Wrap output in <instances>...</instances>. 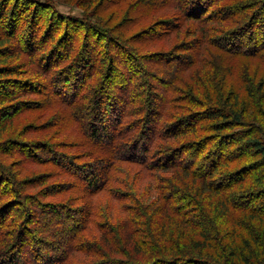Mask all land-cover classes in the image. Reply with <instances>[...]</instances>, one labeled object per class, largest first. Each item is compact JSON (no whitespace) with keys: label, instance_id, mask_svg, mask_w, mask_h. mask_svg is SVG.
Here are the masks:
<instances>
[{"label":"trees","instance_id":"trees-1","mask_svg":"<svg viewBox=\"0 0 264 264\" xmlns=\"http://www.w3.org/2000/svg\"><path fill=\"white\" fill-rule=\"evenodd\" d=\"M65 1L0 0V59L3 63L11 62L8 67L0 68V94L6 95L0 97V107L9 105L10 101H20L24 96L22 89H27L30 95L53 98L57 104L49 111L58 113L44 114L50 121L58 117L64 120L69 108L76 112L79 105L94 104L91 131L79 123L80 119L87 121L83 111L73 116L85 129L88 140L104 151L97 164L105 166L106 170H95V166L87 162V169H83L87 174L77 176L75 181L81 191H92V197L103 191L113 204L106 206L109 214L105 217V209L96 208L93 200L89 201V208H81L79 212L74 205L71 208L76 211L70 210L67 201L44 203L38 192L34 194L26 189L24 179H17L19 174H25L18 171L14 180L16 188L7 192V197L16 198L17 202L0 203V261L3 260L0 264H19L22 260L15 252H22L28 241L32 246L36 244L32 251L35 264L38 260H43V264H264V0H165L169 3L166 7L175 8L182 17L156 20L142 37L131 35L129 40L127 33L137 23L161 14L156 5L160 0H137L139 3L132 8L138 16L116 0H78L77 5L85 9L81 18L59 11V4H67ZM144 2L155 3V6ZM113 8L111 17H107L105 13ZM183 15L191 20L183 21ZM174 21H180V28L191 21L212 23L218 33L205 40L206 27L194 25L191 32L196 34L195 39L181 47H188V55L177 57L173 52H181V48L170 38L177 30L173 28ZM71 32L73 36H69ZM203 39L207 43L216 42L218 50H223L218 53L219 62H216V83L208 88L201 83L200 73H196L190 85L192 91L188 89L187 95H183V103L191 102L195 109L185 112L175 104L167 83L177 82L180 73L192 70L193 65L200 62L199 42ZM220 40L231 46L220 45ZM159 43H166L173 52L163 55L154 51L149 57H142L140 51L155 48ZM7 50L9 53L5 54ZM111 50L121 54L128 75L123 74L121 62L118 64L120 58ZM241 54L257 60L259 66L241 61L250 65L243 71L253 69L252 80L240 69L242 80L235 83L229 81L228 75L237 66L235 61ZM140 60L148 64L151 61L153 72L141 66L142 72L164 87L150 93L152 87L143 79L147 88H151L136 90L135 100L131 91L136 88L132 83L139 75ZM169 62L177 66L167 68L165 63ZM211 63L201 69V75L208 79L212 77ZM104 69L108 72H103ZM256 79H259L257 89L253 82ZM64 80L68 83H63ZM46 81L54 86L52 95L45 90L46 86L40 89ZM66 86L73 90L71 99L68 92L62 93ZM14 87L17 93L10 94ZM117 90L119 94L115 93ZM84 91L87 96L79 95ZM145 91L150 99L157 98L159 102L148 100L146 103ZM219 97L228 102L225 107L219 105ZM4 99L6 103H2ZM22 104L20 101L17 105ZM131 105L139 106L134 115L142 118L141 126L138 119L139 123L136 121L125 128L124 119L131 115L127 111ZM14 108L12 105L2 109ZM30 129L32 132L38 126ZM76 130L66 143L76 144L72 143L78 136ZM66 135L55 134L57 139L67 138ZM3 139L5 143L16 139V146L23 148L25 156L27 143L32 144L12 137ZM180 145L183 147L178 150ZM154 148H158L156 153ZM8 149L0 151L2 156ZM38 150L40 148L35 154ZM43 150L48 155L53 154L51 148ZM185 153L186 159H183ZM233 159L240 165L226 172ZM245 159L248 162L245 163ZM27 160L41 164L30 156ZM65 162L70 169H61L57 163L50 162L60 170L51 178L68 181V176L61 175L74 174L73 164L70 159ZM5 168L0 160V184L5 182ZM49 176L53 175L44 174L41 178ZM84 180L87 187L79 183H85ZM247 194L251 198L249 202L236 201ZM71 204H76V199ZM93 207L96 212L90 210ZM17 208L23 212L29 210L25 213L27 218L21 219L22 223H18L23 216H17ZM211 210L219 221L218 228L212 225ZM31 212L42 214V222L35 229ZM70 212L78 213V222ZM61 219L65 223L60 222ZM51 222L56 226L48 233V239L44 235L35 237L39 229L50 228ZM55 227L60 230L56 231ZM96 228L101 233H95L91 241L86 231ZM43 246H53L60 251L49 253Z\"/></svg>","mask_w":264,"mask_h":264},{"label":"rangeland","instance_id":"rangeland-1","mask_svg":"<svg viewBox=\"0 0 264 264\" xmlns=\"http://www.w3.org/2000/svg\"><path fill=\"white\" fill-rule=\"evenodd\" d=\"M77 1L78 0H67V1H65V2H67V4L66 3L59 4L58 9L62 13L71 14V15H74L75 17L81 18L82 15L85 14V9L78 6ZM111 1L115 2V0H111ZM116 1L120 2L119 5L123 6L129 12L133 11L135 9L134 7L137 6L136 4L139 3V1L137 2V0H129V1L128 0H116ZM144 3L149 4L151 7L155 6V3L154 4H151L150 2H144ZM133 4H134V7L132 8ZM156 5L159 6L158 10L161 11V14L157 15L156 17H151L148 20H144L141 23H137L136 27L131 28V31H129L127 33L128 36L126 38L128 40H129V36H131V35H135L136 37H142V35H143L142 33L145 32V30H147L148 28H150L152 26V23H154L156 20L161 21V19H164V17H167L170 20H172L173 19L172 16H176V15H180L179 17H182L181 14H179L178 10H176L175 8L171 9V8L166 7L169 5V3H167V1H165V0H160V1L156 2ZM112 6H110V7H112ZM139 8L140 9L143 8L142 5L139 6ZM114 9L115 8H113L110 12L105 10V11H107L105 13L106 16L109 17L110 13L114 12ZM122 15L125 16L126 13L124 14L122 12ZM134 15L138 16L136 10H134ZM170 16H171V18H170ZM184 17L185 16L183 15V21H190L191 20V19L187 20L188 18H186V17L184 18ZM163 21H164V23H167V22H165V20H163ZM118 22H119V19H118ZM197 24L200 25V28L206 27L207 36L205 37V40H208L210 38H214L215 35L218 33L217 26H213L212 23L205 25L206 22L205 23H197V22L191 21V23H189V22L187 23V26L180 28V21H174L173 22V25H174L173 28L177 29V30L173 29L174 33L170 36V38H172L173 42H177L179 44L178 47H180V48L183 47L182 45L184 43L185 44L187 42L191 43V41L194 40L195 39L194 37L196 36V34L195 35L192 34L193 32H191L192 31L191 29H193L194 25H197ZM102 25L108 26L106 23H102ZM178 27H179V29H178ZM82 29L84 31V28H82ZM160 29L162 30V28H160ZM69 36H73V33L72 32H71V34L69 33ZM226 42L227 41L220 40V45L221 44L224 45ZM227 44L229 46H231L229 42ZM227 44H225V45H227ZM199 45L200 46H199L198 59L200 60V62L193 65L192 70L189 68L188 71H183L182 73H180L177 82H174V83L168 82L167 83V87L170 89V92L172 94L171 97L174 99L175 104L178 105V107H180L181 109H184L185 112L191 111V109L192 110L195 109V107L193 106V104L191 102L183 103V101L185 99V98H183V95L186 96L187 90L192 88L191 87L192 83H193L192 81H194V79L196 77V73H200V80H202L201 83L204 84V86H206L208 88L209 87L212 88V86L216 83V75H214V74L217 73V70H218V65H216V62H219V60L217 59L218 53L223 52V50H221L220 48L218 50L216 42H210L209 41L207 43L203 39V41L199 42ZM219 47H221V46H219ZM187 48L188 47L181 48V52H176V50H174V52H175L174 53L173 51H171L169 49V46H167V44L165 43V44H160L159 46L152 48V49H143L144 51L142 50V51H140L141 53L140 52L139 53L142 55V57H149L150 54L155 53V52H157L159 54L164 53L163 55H169V53L173 52V54L177 57H179V56L185 57L186 55H188L187 52H189V50H187ZM242 48H244V47H242ZM242 48L239 47V49H242ZM111 51H112V54L117 59L120 58L118 64L121 62L122 65L120 66V69H121V71H123V74L128 75L129 73L125 69L127 66H125L124 63L121 61V57H120L121 54L116 53L115 50L114 51L111 50ZM8 53H9V51L7 50L5 52V54H8ZM171 56H173V55H171ZM187 61H188V58H187ZM211 61H212V63H211ZM241 61L242 62L245 61L249 64L259 66V64L256 62L257 60H254V58L248 57L246 54H241L239 56V60L235 61L237 66L233 69V72L228 75L229 81H233L235 83H238L239 80L240 81L242 80L241 74H242L243 69L247 66H250V65L242 63ZM159 62H161V60H159L158 63ZM10 63L11 62L3 63L0 59V68L8 67L7 65H9ZM185 63H187V62H185ZM207 63H211V65L209 66V71H210V74L212 75V77H209V79L207 76L205 78V77H203V75H201V69H203L204 65ZM138 64H139L140 69L138 67H135V68L136 69L138 68L137 71H138L139 75H137L133 79V83H132V84H134V86H136V88L133 91H131V89H130L132 96H133V94L136 95L138 90L141 91V89L147 88V85L144 83V81H142L143 79L145 81L148 80L146 83H149L151 85L152 88L148 87V88H151L149 90L150 93L157 92L156 89H161L162 87H164L157 80H152L151 77L145 76V74L142 72L141 66L145 67L147 70H150L151 72H153L152 68L154 66L151 63V61L149 63L150 65L148 64V62H144V60H140V62H138ZM107 65H108V63H107ZM165 66L167 68H169V67H176L177 65L175 62H169L167 64L165 63ZM107 69H104L103 72L104 71L106 72ZM240 69H242L241 72L238 71ZM252 71H253V69L250 70L248 68V70H244L243 72H244V75L246 77H248L252 80V77H251ZM220 73H222V72H220ZM219 78L220 77H218V81H217L218 86L221 84ZM258 81H259V79H256V81L255 80L253 81L255 89L258 88L257 87ZM65 82H66V84L68 83V81L64 80L63 83H65ZM43 86H46L45 90L49 91L50 94L52 95L51 91H52V88L54 86L51 85V83H49L48 81L43 82V84L40 85V89H42ZM240 86H242V84H240ZM157 87H160V88H157ZM65 88L66 89H64V90L62 89V93L68 92V95H67L68 99H71L72 98L71 94L73 93V90L67 89V86ZM206 90L207 89H205V92H206ZM22 91L25 94L23 93L24 96H22L20 98L21 99L20 101H22V103H23L21 106L17 105L20 101H17V102L16 101H10V104L8 105L4 99L2 103H6V104L0 107V110L1 111L3 110L2 111L3 114L0 113V122H4V123L6 122L5 125L0 124V139H2V140H0V151L5 150L6 148H9L8 152H12V153H8L7 151H5V152H3V156H2V153H0V160L3 161L5 166H6V168H5L6 175L4 177L5 182L0 184V198H1L0 203L14 204L17 202L16 198H10L9 199L7 197V192L12 191V190H14V188H16V184H15L14 180L16 178L17 172L21 170L25 174L22 176L19 174L18 175L19 178H17V179L18 180L24 179L25 180L24 185H25L26 189L28 191H30L31 193L33 192L34 194H36L38 192L37 194L40 197V200L43 201L44 203L48 202V203H52V204L54 203L55 204L56 201H59V202L67 201L65 203L67 206L70 205V206H68V208L70 207L69 208L70 210L76 211V210H74V208H71L72 205H74V206H78L77 211L79 212V210L81 208H83V209L89 208L90 207L89 201L93 200L94 206L95 205L97 206L96 208L101 207V208L105 209V213H106L105 217H106L109 214L107 212L106 206H109V205L111 206L113 204V200H111V198L108 197L109 195H107V194L105 195V193L102 191V193L100 195L92 197V195H91L92 191H86V192L81 191L78 183L75 181V178L77 176L78 177H85V174H87V172L83 170L85 168L87 169V167H86L87 162H90L93 166H95V168H94L95 170L100 169V168H102L103 170L104 169L106 170L105 166L102 167L101 165L97 164V161L100 159L101 154L104 151L101 149L100 146L96 145V143H94V142L91 143L88 140L87 136L85 135V133H86L85 129H87V131H89L90 130L89 129L90 124L93 123V121H91V120L93 119L92 116L95 113L94 112L95 111L94 110L95 109L94 104H89V105L84 104L82 106L79 105L80 107L79 106H78L79 108L77 107L78 109L76 110V112H73L74 109L70 110V108H69L66 111L67 117L64 120H62V117H58V118L54 119L53 121H50L48 119V117L47 118L44 117V114H46L48 112V113H50L48 116H50L51 113L52 114L58 113L57 111H49V110H53V108L55 107V104H57V103L53 102L54 101L53 98H50L49 95L47 97L46 96L41 97L40 94L38 96L30 95V92L27 91V89H22ZM145 92H146L145 95L148 94V96L144 97L146 103L148 102V100H151L152 103L155 101L159 102V99H157V98L155 99V101H154V98H152V97L150 99L149 93H147V91H145ZM16 93H17V88L14 87L10 90V94H16ZM115 93L119 94L120 91L117 90V91H115ZM162 93L163 92L160 91L159 95L161 96ZM63 95H66V94H63ZM69 95H70V98H69ZM79 95H84V96L86 95L87 96V93L84 91V92H81ZM4 96H6V95L0 94L1 98H5ZM245 96H246V94H245ZM55 97L58 99V101H61L58 96H55ZM135 100H136V98H135ZM203 100L206 103V99L203 98ZM218 100L221 103V104H219L220 106L225 107V105L228 104V102L223 98L219 97ZM130 101H131V98H130ZM187 103H188L190 108L187 106ZM61 104L65 105L63 103H61ZM12 105H14L15 108L11 111H8V110L5 111V109H2V108L10 107ZM135 105H137L136 102H135ZM211 105H213L212 102H211ZM133 106L131 105V107L127 108L128 114L130 112L131 115L130 116L128 115L124 119V121L126 122V123H124L125 128H126V125H128V124L137 123L136 121H138V119L140 121V126H141V119L142 118H138V116L134 115V113L136 114L135 110L139 106H136V107H133ZM60 108L63 109L62 106H60ZM90 108H92V110H90ZM57 109H58V107H57ZM228 109L230 110V108H228ZM77 111H83V113L86 114V116H87V121L85 120V122H84L81 119L79 121V123H82V125L85 127V129L82 128L77 123L76 119L73 116V114H75V113H77V115H78ZM99 114H97V115H99ZM14 115H17V116H14ZM55 117H56V115H55ZM139 121H138V123H139ZM32 126H33V128L38 126V129H34L31 132L30 128H32ZM26 127H28L29 129H27ZM239 129L240 128H236V130H239ZM74 130L77 131L76 133H78V136L76 135V137L72 140V143H76V144L70 145L68 142L66 143V141L68 140L70 134ZM52 132H53V134H51ZM58 132L60 134H58ZM55 134L58 136L67 134L66 135L67 138L65 137V138H58L57 139V136H55ZM1 135H3V136L1 137ZM4 136L6 137V139H7V137H9V138L12 137V138H17V139L32 142V144L27 143L28 147L26 150V156L23 153L24 152L23 148L19 145L16 146L17 142H14V141H16V139H13V140L11 139L9 141L6 140V143H8L9 147L7 146L5 148V146L7 144L4 141L5 139H3ZM69 141H71V140H69ZM48 147L51 148V151H53L52 155L51 154L48 155V153L44 152L45 150H43V149H46V151H48L49 150ZM157 147H159V146H157ZM181 147H183V145H180V147H177L178 150ZM39 148H40V150H38V152H36V154H35L34 151H36V149H39ZM154 149L155 150H153V151L156 153V149H158V148H154ZM190 149L193 150L194 148H190ZM186 150H189V149H186ZM186 154L187 153L183 154V159H186L185 158ZM32 155H36V157L35 156L32 157ZM28 156H30L31 158H36L37 161H41L40 162L41 164H39V162L35 164V163H33L34 161L27 160ZM207 156L210 157L211 155H209V153H208ZM1 157H3V158H1ZM64 159H66V160L70 159L71 163L73 164L72 172L74 174L68 175L67 173H63L65 175H61L63 177L68 176L67 182H65V178H61V177L51 178L57 174L59 169H57V167L51 166L50 162L57 163L58 166L61 167V169H70L69 164L67 162H65L66 160H64ZM82 161H84V162H82ZM243 161L246 163V162H248V159H245ZM252 161L253 160H251V162ZM239 165H240V162L233 159L230 161V166H228L225 170H226V172H228V170H230L232 167L239 166ZM44 174H46V175L50 174L53 176H49V178H47L48 176L41 178ZM221 179H223V178L220 177V180ZM84 182L85 183H83V182L82 183L79 182V183H80V185L87 187V180H84ZM222 182H224V179ZM250 191L253 192V189ZM89 195H91V197ZM75 199H76V204H71L72 202L75 201ZM250 199H251L250 195L247 194V195H242V196L238 197V199L236 201H240V203H247L250 201ZM116 207H117V204H116ZM17 210H18L17 216H20V217L23 216L20 219L18 218L19 219L18 223H22L23 220L21 221V219L27 218L26 214L29 213V210L26 212L25 211L23 212L22 209L19 210V208H17ZM90 210L93 211L94 207L91 208ZM96 211H97V209H95L93 212H96ZM212 211H214V210L210 211L211 212V218H212L211 222H213L212 225L215 228H218L219 221L216 220ZM33 212H31L32 213L31 220L33 222L32 228L35 229L42 222V220H41L42 214L39 215L37 213V215H34ZM70 213L72 214L71 217L74 218L78 222L79 221L78 219H80L78 213H75V212H70ZM195 215L196 214H193V216H195ZM62 220L63 219H61L60 222L65 223V221L64 220L62 221ZM66 224H68V223H66ZM54 226H56V224L54 225V222H51L50 228L45 227V229L44 228H42V230L39 229L40 233L35 234V237H37V236L42 237L44 235L45 238L48 239L47 236H50L48 233L51 232V229H53ZM29 227H31V225H29ZM46 228H47V230H46ZM55 230L59 231L60 228L55 227ZM9 231H12V230H9ZM261 231L263 232V230H261ZM86 233L88 234L89 237H91V239H92L91 241H93L94 240V237H93L94 234L95 233H98V234L101 233V230L96 228L92 232L89 230V231H86ZM242 235L244 236L245 234L242 233ZM49 240H50V238H49ZM93 245L95 246V244H93ZM89 248L90 247H88V249ZM35 249H36V244H34V246H32V244H29V241H28L26 244H24V248H23L22 252H19V253L15 252V254H17V256L20 258V260H22V261H20L19 264H21V262H24V264H30V261H31V264L32 263L35 264V262H34L35 257L33 256V253H32V251ZM43 249H44V251H49V253H57V254L60 251L53 246H50V247L49 246H43ZM95 249H96V247H94V250ZM82 261H84V260H82ZM0 262H3V260H1ZM43 263H44L43 260L37 261V264H43Z\"/></svg>","mask_w":264,"mask_h":264}]
</instances>
